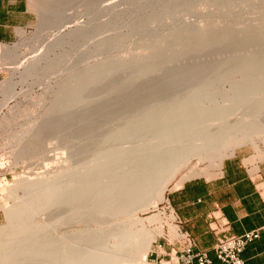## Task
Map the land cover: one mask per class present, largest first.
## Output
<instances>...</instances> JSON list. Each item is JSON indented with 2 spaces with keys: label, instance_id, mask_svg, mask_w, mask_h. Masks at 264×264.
I'll use <instances>...</instances> for the list:
<instances>
[{
  "label": "bare ground",
  "instance_id": "6f19581e",
  "mask_svg": "<svg viewBox=\"0 0 264 264\" xmlns=\"http://www.w3.org/2000/svg\"><path fill=\"white\" fill-rule=\"evenodd\" d=\"M50 1L51 0H36V5L43 10L44 24H47L49 20H51V24L56 25V19L52 20L48 18L47 15V12L51 10L50 8H53L50 7L53 5V2L50 5ZM176 1L181 3L188 2V0ZM196 1H205V4H208L209 10H215L221 16H224L230 13L238 14L237 9L239 7L237 4L245 0L235 3L236 5L232 0ZM263 4L264 0H257L256 7L259 11L261 8L260 6ZM55 5L53 6L58 7V5ZM63 7L60 8L59 12H61ZM235 7L238 8L234 10ZM54 10L56 9L54 8ZM55 12L56 11H54V13ZM168 21H171V19ZM255 27L256 25L234 28V23H230V25L225 28L213 30L211 41L198 44V46H200L198 49L199 52H193L192 54L194 56L205 55V50L212 45L214 46L217 44L218 46L219 44H226V46L230 45L231 47L232 45L235 47L239 46L241 48V51H239L241 55L238 53V56L242 57H238V60L235 59V61H232L231 58V60H229L228 58L227 60L229 61L226 60L224 62L218 61L219 59L217 62L211 63L198 62L197 65H204L198 66L199 68H205V70L202 68L205 74L201 75V73H198L199 76H203L202 78L197 75V78H200L199 82H201V85L196 87H193V84L189 85L191 86L190 89L192 87L193 89L185 94H172L171 97L173 99L171 98L168 101H164L165 104L163 102L159 103L161 97L159 92H155L159 95L152 96L154 91H151V88H149L152 92L150 94L152 96V100L150 99V101L152 102H148V110L144 108L143 112L141 111L140 114L137 113L139 115L134 118L131 117V119H126L129 114L126 115L127 117L124 115L125 113L122 115L119 113V116L116 114V118H112V120H119L118 122L121 121L120 124L114 123L115 125H108L109 120H107V125L104 124L103 119L106 116L104 117L103 115L106 111L110 110L101 108L102 106L100 107L101 109H95L96 112L99 110L98 116L96 117L97 123H95V117L92 118V120H95L92 122L90 117H88L90 123L85 121L86 124H84L83 115L80 116L83 122L81 123V121H78L82 124H79V127L76 124L77 127L72 125L73 122L70 123L72 127L69 125L70 128L66 126L67 123H65V127H63L62 123H64L63 120L69 115V111L67 110H69L70 104H74V102L81 97V92L83 93L86 87L90 89L94 84L101 83L106 85L107 88L104 87L107 90L109 89L108 92L106 91L107 93H110L109 91L111 90V92L117 93V96L119 95L118 97L120 98L125 95L123 93L120 95V92L126 90L129 86L125 84L118 88H113L111 84L115 82V79L111 78L109 75L122 73L125 71L126 67L134 68V71L137 70V68L139 70L143 65L149 63V60L145 61L144 59H139L133 61L117 57V61L114 60L115 62L107 64L103 66V68H100V62L97 61L83 67L85 69H82V73L80 72L81 69L75 72L72 71L73 73H71L70 77L68 76L69 80H67L68 77L60 80L54 91L50 88L53 93L51 94L50 104L47 107L45 106L46 109L42 112V120H40L39 123H37L39 120H37V122L33 121L36 123L32 127L29 126L30 128L28 127L25 131V133L28 132L29 135L31 134L33 138H36L33 139L30 137V139L36 141V144H34L33 141H29L30 144L36 145L37 149L41 145V149L39 148V150H49L45 147L46 145H43L46 144L44 142L45 139L48 137L50 138V136L54 141H56V139H61L60 137L58 138L59 133L63 131L64 134L65 129L67 130L66 127H68L70 131L77 128L76 131H81V133H77L78 139L74 137L76 139L73 140H77L76 142H73L72 139H70L73 142L72 144L69 139L67 142L65 141L66 145L70 144L68 145L69 148L66 147V151L69 150V154L67 153L68 151L66 152L67 154L64 153L67 157H64L65 159L62 160L64 161L63 163L61 162L62 164L59 162L60 166L62 165L61 167L58 165L60 168L59 170L50 171L47 176L43 173L44 176L42 175V177L38 172L40 174L38 175L39 177L33 176L35 177L34 179L27 177L25 174V176H22L21 174L23 172L21 174L17 173L12 183H9L5 179H1L2 191L8 198H15L16 203H13L14 205L12 206H6L5 213L8 220L6 224H0V264H153L149 261L148 255L153 249L156 237L158 235H164L165 226L163 224L155 227L146 225L145 221L147 219H151L155 222L159 221L161 223L162 220L158 214L142 218L138 216L137 213L139 210L145 209L151 205L157 206L159 201L166 197V191L170 186L171 180L182 167L189 164L192 159L197 158V160L201 161L209 160V168L214 167L220 169L225 158L229 155H233L238 147L247 144H251L259 150L261 156L264 155V151L262 152L260 150L258 143V139L264 135V27ZM60 36L63 37L64 34ZM108 38L109 37H107V41ZM98 41H100V39ZM98 41L97 43H99ZM109 44L111 47L115 46L117 44L116 37H112ZM105 45H107V43H104L100 48L103 47L104 49V47L109 46ZM110 46L109 48H111ZM234 46L232 48H235ZM100 48L97 47L98 50ZM218 48L220 51L223 47L221 48L220 45L217 49ZM97 49L95 52L98 54ZM226 49L229 51L231 48L228 47ZM226 49H222V53L226 51ZM235 50L237 52L236 48ZM101 51L103 52V50L100 49L99 53ZM104 51H106V49ZM18 52L17 45L12 47L2 44L0 46V56L3 59L16 56ZM161 52H163V49H156L152 55L155 56ZM183 54L184 46H181L177 49L176 53H174L177 57ZM146 57L150 59L149 56ZM42 59H45L43 68H41L42 70H55L59 72L62 58L45 54L42 57L31 59V61L25 65L23 73L30 74V72H32V74L35 75L36 66ZM174 63L176 64V62ZM188 63L192 64L190 62ZM146 65L144 66L145 68L151 65L153 68L155 64L151 63V65L148 64L149 66ZM219 65L225 68L229 67L228 69H230V71L218 72L217 70V72L215 71V73H218L217 75H213L210 71L213 75L211 76L208 72L210 66H214L215 68ZM18 68L19 66L13 67V69L16 70ZM142 71V69L137 71V75L128 79V82L131 84L138 83L141 80V76H143L141 75ZM194 72L195 71H193V73ZM186 74L187 75L184 74L185 77L188 76V72ZM239 74L242 75V77H238ZM250 74L255 75L252 76ZM184 76H181L180 79H178L180 76H178V78L176 76L177 80H172L173 83H169V85L171 84L176 87V85H179V83L182 84L184 81H186V84L187 81H189V83L193 82L191 78H188L189 76L187 78H184ZM143 82L144 81H142V83ZM216 83H227L230 86L228 89H220L219 85H216ZM183 85L185 84L183 83ZM130 86L132 87V85ZM165 87L169 88L168 86ZM146 90L144 89V91ZM156 90L158 91V87ZM14 91V89H10L7 96L14 95ZM137 91L140 90L135 91L136 95L142 94V91H140L139 94H137ZM177 91L179 92V90ZM160 92L162 94L161 89ZM171 92L174 91L172 90ZM166 93H164V95ZM107 95L108 94H106V96ZM110 95L115 98L116 94L113 95L110 93L108 96ZM45 96L46 95H44V97ZM106 96L104 97L109 99V97ZM112 96L110 97L111 99H113ZM82 98L83 97H81V100ZM148 98H146V101H148ZM42 99L44 100L45 98ZM111 99L107 100L106 103L108 101L111 102ZM91 100L92 99H90V102L88 100V102L91 103ZM105 100L106 99H104V102ZM124 100L126 102V99ZM124 100L122 101L121 98V102H124ZM141 100L144 99L142 98ZM117 101L115 102L117 103ZM112 102L113 104L115 103L113 100ZM127 103L124 104H131L130 108H134L133 105L135 103L132 105L130 101L129 104V99ZM3 104V100H0V106ZM76 104H78V102L74 105ZM108 104L104 107H109ZM142 104L144 105V102ZM87 107H89V105L85 107L86 110L92 108L90 106L91 108L87 109ZM110 109H112V107H110ZM86 110L85 112H90L91 114V111L88 112ZM77 113L79 114V112ZM115 113H118L117 110ZM63 114L65 115L63 116ZM85 114L84 117L87 120V114L86 116ZM109 114L112 115L114 113L110 111ZM101 118L102 120L99 121ZM107 119H109L108 116ZM112 120H110V123ZM74 123L76 122L74 121ZM62 128H64V130ZM78 128L81 130L78 131ZM105 131L108 132L105 133ZM67 133H69V131ZM75 134L76 132L72 135ZM15 135L16 134H14V136ZM140 135H142L143 138L147 137L144 142L142 141V144H139L140 139H138L139 142L136 145H132L133 147L136 146L134 148H128L130 146L126 147L122 145L123 143L121 145L125 147H122L120 143H118L120 140L122 142L123 139L125 141L126 138H128L127 141L130 140L132 142L131 137H133L134 140L135 136H137L135 138H139ZM20 136H22V134L16 135L15 137L20 138ZM13 140L16 142L15 138H13ZM21 140L14 143L18 144L20 148H17V145H13V149L11 150L14 157L16 156L14 160H17L15 162H18V158L24 161L26 156H34L38 152L37 150L35 154H32L34 152L30 154L27 150L26 152L28 154H26V152L21 149ZM37 140H40V143H38ZM41 140H43V144ZM23 141L26 142V140ZM54 141L52 140V142ZM113 141H116L119 146H113L111 144ZM48 143L51 144V142ZM32 144L29 146H33ZM110 144L112 146H110ZM24 145H26V143ZM26 146H28V142ZM64 146L61 147L64 149ZM33 148L35 149V147ZM40 152L39 154L43 156L42 151ZM83 153H90V156L87 157L89 154H86L85 157L87 158L84 157V160H82V158L81 161L80 156H83ZM76 155H80L79 159L74 157ZM73 157L75 160H78H74L75 162H73ZM79 160L81 162H79ZM28 163L31 165L32 162ZM208 167L199 168L198 165H194L180 176L175 183V187L181 186L184 181L194 177L205 175L207 178H210L211 173ZM48 211L51 213L50 217L47 218L46 216L45 220L40 218L39 214H45ZM56 211L58 213L53 216ZM171 211L172 212L169 214L171 222H168V226L170 235L174 236L176 233L178 235V225L176 224V215L173 210ZM165 264H168V262H165Z\"/></svg>",
  "mask_w": 264,
  "mask_h": 264
},
{
  "label": "rangeland",
  "instance_id": "374dc122",
  "mask_svg": "<svg viewBox=\"0 0 264 264\" xmlns=\"http://www.w3.org/2000/svg\"><path fill=\"white\" fill-rule=\"evenodd\" d=\"M232 1L235 4L241 0H232ZM29 2H30V11H31V23L29 24V26L19 29L18 37L15 40L11 42H1L0 43V46L2 44H6L12 47L17 45V49L19 51L16 56H12L9 58L3 59L0 56V64H3V65H0V100H3V103H4L2 106H0V224L1 225L6 224L8 220L7 215L5 213L6 206H9V205L12 206L14 205L13 203H16L15 198H12V197H10L11 199L8 198L5 195V193L2 191L1 179H5L9 183H12L15 179V174L17 173L21 174L23 172L21 174L22 176L26 175L27 177L34 179L40 174H41V177L42 175L44 176L43 173H45V176H47V174L50 173V171L59 170L60 169L59 162L63 163L64 161L62 160L65 159L64 157H67L66 155L67 153L69 154V150H67L68 151L67 152L66 147L69 148L68 145L70 144L66 145V142L68 141V139L69 140L76 139L78 137L77 133L78 134L81 133L80 131L81 129L79 128H78L79 129L78 131L80 132L76 131L77 128L73 129L72 131L68 130L69 126L70 127H72V125L78 126L83 121L84 122L86 121L88 123L90 119H91V122L96 120L95 123H97L96 117L98 116L99 110H97L96 112L95 109H101V108H105L106 110L108 109L112 111V113H114L111 115L109 114L110 111H106V113H108L109 115L106 113L103 115L104 117L106 116L105 117L106 119L103 117L106 120L105 121L103 119L104 124L108 122H109L108 125L109 124L115 125L118 123L120 124L121 121L118 122L119 120L117 121L112 120V118L113 119L116 118V114L117 116H119V113L120 115L125 113L124 114L125 116L128 114L130 116V118L129 116L128 117L126 116L127 117L126 119H131V117L134 118L138 116L141 111L143 112L144 108L148 110L149 103L152 102L150 101L152 96H156L160 94L161 97L159 99L160 100L159 103L163 102L165 104L164 101L170 100L172 98L171 97L172 94H181V93L185 94L189 92L191 89H193V87L201 85V82H199V79L203 77L201 76L202 74H205V71H204L205 68L204 67L199 68L200 66H204V65H199V64L197 65L198 62L199 63L200 62L201 63L203 62L211 63V62H217L218 59H219L218 61L224 62L228 58L229 60L232 59V61H235V59L238 60V57L239 58L242 57V56H238V53L241 55V52H239L241 51V48L239 46L235 47L234 45H232V47L234 46L237 49V52H236L235 48H232L228 44H227L228 46H226V44L218 45L219 47L221 45V48L223 47L222 48L223 50L230 47L231 49H229V51L226 49L228 54L226 53V51L222 53L223 50L221 48L220 49L222 51L221 50L219 51V48L217 49L218 46L216 44L214 46L213 45L210 46V48L205 50V55L194 56L192 54L193 52H196V53L199 52L198 49L200 46H198V44L211 41L213 30H216L219 28H225L228 25H230V23H234V28L235 27L243 28V27H250V26H255V25L257 28L258 26L259 28L264 27V4L260 6L261 8L259 11L256 7L257 0L241 1L242 4L240 2L237 4L239 8L235 7L234 9L236 10L238 8L237 9L238 14L230 13L229 15H224V16H221L215 10H212V9L209 10L208 4L207 3L205 4V1L202 2V1H196V0H188V2H183V3L177 2L176 0H51L50 5L53 2V5L56 4L58 5V7H54L53 5H51L50 7H53V8H50L51 10L47 12V15H48V18L52 20L56 19L57 21L56 25L51 24L50 22L51 20H49L47 24L46 23L44 24L43 10L40 9L38 5H36L37 3L36 0H29ZM61 7L63 8L61 9V12H59ZM54 8L56 10H54ZM52 9H53V12H52ZM54 11L56 12L54 13ZM169 19H171V21H168ZM61 34H64V36L61 37L60 36ZM111 36L116 37L117 39V44L113 47H111L109 44L110 39L112 38ZM107 37L110 38V39L108 38V41H107ZM99 39L100 41H98ZM97 41L99 43H97ZM104 43L105 44L107 43V45L105 46L109 45L111 48H109V46L104 47V49L103 47L100 48V46H103ZM181 46H184V54L182 56L177 57L174 55V53H176L177 49H179ZM97 47L102 49L103 52L101 51L99 53L100 49L98 50ZM96 49L98 50V54L95 52ZM105 49L106 51H104ZM156 49H163V52L154 56L152 54H154ZM217 51L219 52V54ZM44 53L49 54L52 57L59 56L60 58H62L60 66H59V72L58 71L56 72L55 70L54 71H49L45 69L42 70L41 68H43V64L45 63L44 61L45 59H42V61H39L38 65L36 66L35 75L32 74V72H30V74H24L23 71H24L25 65H27L28 62L31 61V59L33 58L42 57L43 55H45ZM146 56H149L150 59H148V57ZM117 57L126 58V59L133 60V61L139 60V59H144L145 61L149 60V63H146L147 65L148 64L151 65V63H154L155 65L153 66V68L151 67L152 65L151 66L148 65L149 67H146L147 69L144 67L146 64L143 65V67H141V69L143 70L142 71L143 74L141 73V75L143 76H141V80L136 84L129 83L128 79L137 75L136 74L137 71H140L141 69L138 70L137 68V70L134 71V68L126 67L125 71L128 70L126 72L123 71L122 73L109 75L111 78L115 79V82L111 84L113 88H118L119 86H122L125 84L129 86V87L127 86L128 88H126V90L120 92L121 93L120 95H122V93L125 94L124 96H121L120 98L118 97L119 95L117 96V93H113L111 92V90L109 92L113 95L116 94L115 98L112 95L108 96L110 94V93H107L109 89L107 90L106 85H103L101 83L94 84V86L90 87V89H87L89 87H86V88L84 87L85 89L84 88L83 89L85 92L84 91L83 93L81 92V97H83L82 100L80 97L77 99L76 102H74V104L77 102L78 104L76 105H74L73 103L70 104L71 105L70 107L72 108L69 107L68 108L69 110H67L69 111L68 113L69 115L68 116L66 115L68 118L66 116H65L66 118L63 117L66 119V120L65 119L63 120L64 122L62 123L63 127H65L66 125L65 123H67L66 126L68 125L69 126L66 128L69 131V133H67L68 131L65 129L64 134H63V131L61 130L62 132L60 133L62 135L59 133V136H58V138L60 137L61 139L55 138L56 141H54V139H52L50 136L51 139L49 137H48L49 139L47 138L48 140L45 139L44 142L46 144H43L44 142L43 140H41V143L43 142L42 144L44 146L46 145L45 147H47L49 150H46V149H44V151L39 150V148L41 149L40 147L41 145L37 149L36 145H33L32 143L31 144L33 146H29L31 145L30 144L31 141H33L34 144H36V141L30 139V137L33 138V136H31V134L29 135L28 132H26L28 133L26 134L25 131L29 126L32 127L37 122V120H39L37 123H39L40 120H42L43 118L42 112L50 104L51 94L57 88L59 81L63 80V78L65 77H68V76L70 77L71 73L77 71L78 69L79 70L81 69L80 72L82 73V69H85L83 67H86L88 64H92L97 61L102 63V64L99 63V66L101 65L102 67L100 66V68H103V66L117 61ZM167 62H168V65H167ZM174 62H176V64ZM188 62L192 64H189ZM14 64H17V65H14ZM169 64L171 67L169 66ZM16 66H19V68L17 70L13 69V67L15 68ZM219 66H216L215 68L214 66L213 67L210 66V68L208 69L209 74H211V76L217 75L218 73H215V71L217 72V70L218 72L230 71V69H228L229 67L225 68L224 66H220V67ZM202 68H204V70ZM192 70L195 72L193 73ZM210 71L213 73V75ZM187 72H188L189 77L184 76V74L187 75L186 74ZM180 73L183 75H181ZM198 73H201L200 75L201 77L199 76ZM197 75L200 78H197ZM250 75L254 76L255 74H250ZM176 76L177 78L178 76H180L178 79H180L181 76H184V78H187V77L191 78L193 82L189 83V81H187V84H186V81H184L182 82V84L179 83V85H176L175 87L174 85H171V84L173 83V81L177 80ZM244 76H248V75H244ZM69 77L67 78V80H69ZM238 77H242V75L239 74ZM156 78H160V79H156ZM142 81L144 82L142 83ZM169 83H171L170 85L172 87L169 85ZM183 83L185 85H183ZM192 84H193V87L190 89L191 86L189 85H192ZM220 84L222 83H216V85H219L220 89H223V88L228 89L230 86L227 83L222 84L223 86ZM130 85H132V87ZM50 86H54V87H50ZM165 86H168L170 89ZM157 87H158V91L156 90ZM50 88H52L53 91ZM149 88H151L150 90L154 92L152 93L149 90ZM159 88L161 89L162 94ZM10 89L15 90L13 92L14 95L7 96L8 91ZM144 89L146 91H144ZM136 90L142 91L143 96L140 93V91H137V94L139 93L140 94L136 95L135 93ZM172 90L174 92H171ZM177 90H179V92ZM183 90L186 92H184ZM155 92H159V94ZM166 92L167 93L171 92V93L167 94ZM151 93H152V96L150 95ZM164 93L166 94L164 95ZM106 94L108 95L106 96ZM44 95L46 96L44 97ZM103 95L106 97H109V99H111L110 97L112 96L113 99L110 100L111 102L112 100L114 102L117 100L118 101L117 103L115 102L114 104L113 102L111 103L109 101L106 103V101L109 99L105 98ZM140 96L144 100H141L142 98ZM42 98H45V99L43 100ZM121 98H122V101L126 99V102L125 100L124 102H121ZM146 98H148L147 99L148 101H146ZM90 99H92L91 103H89ZM104 99H106L105 102H104ZM128 99H129V104H130V101L132 105L133 103H135L133 107L136 110L132 107L130 108L131 104L130 105L124 104V103H127ZM78 100H81V101H78ZM142 101L144 102L145 107L142 104L143 103ZM147 103L148 105L146 106ZM107 104L109 107H104L105 105L107 106ZM140 104H142L143 107ZM88 105L89 107H87V109L91 107L93 109L91 108V109L86 110L85 107ZM77 106L80 108H78ZM110 107H112V109H110ZM83 110L84 112L85 110L88 112L91 111V114L90 112L89 113L85 112L87 114L86 116ZM116 110L118 113H115ZM130 110H132L133 113L132 111L129 112ZM76 111L79 112L80 115ZM65 114H63V116ZM84 114L87 117V120H88V117H90L88 121L84 117ZM82 115H83V121L80 117ZM107 116L109 117V119H107ZM93 117H95L94 118L95 120L94 119L92 120ZM101 120L102 118L99 121ZM107 120L109 121L107 122ZM110 120L113 121V123L111 121L112 124L110 123ZM33 121H36V122L34 123ZM74 121L76 123H74ZM78 121H81V123H79ZM72 122L73 124L71 125L70 123ZM86 122L84 124H86ZM62 129L64 130V128ZM74 132H76V134L72 135L74 134ZM107 132L108 131H105V133ZM14 134H16L17 136L19 134H22V136L24 135L23 136L24 139L22 136H20V138L18 137L19 138L18 139L17 137H15L16 135L14 136ZM135 137H134L135 141L133 140V137H131L132 142L130 140L127 141L128 138H126L125 141L123 139L122 142L120 140L118 141V143H120V146L125 145L126 147L130 146L128 148H131L133 147L132 146L133 144L136 145L139 142L138 139H140L139 144H142V141L144 142L147 136L145 138H143L142 135H140L139 138H135ZM13 138H15L16 142L22 139L20 142L22 146L21 145L20 146H21V149L25 152L28 150L27 151L28 153L31 154V152H34L32 154H35L38 150V152L35 154L38 156L32 155L33 156V159H32V156L29 155V157L31 158L26 156L24 161L23 160L21 161V159L18 158L19 159L18 162H15L17 159L14 160L16 156L14 157L11 150L13 149V145H17V148H20V147L18 144H14L16 142H14ZM27 139H30V140H27ZM23 140H26V142ZM52 140L54 142H52ZM72 140H70L71 144L77 141V140L76 141L73 140L72 142ZM23 142H25L26 145L28 142V146L24 145L25 143ZM37 142L40 143V140H37ZM48 142H51V144ZM118 143L116 141L115 142L113 141V143L111 144L115 147L116 146L118 147L119 146ZM258 143H259L260 150L263 152L264 151V135L260 139H258ZM111 144L110 146H112ZM25 146L28 148L30 147V148L28 149ZM61 146H64L65 150ZM125 146H122V147H125ZM33 147H35L36 150ZM32 149H34L35 151ZM40 151H42L43 156L40 155L41 154ZM27 152L26 154H28ZM259 153L260 151L257 150L253 145L247 144V145H242L238 147L235 150L234 155L236 154L238 155V157L244 158L243 161L246 165H250L254 167L257 162H259L260 160H264V155L261 156V154ZM84 154L85 153H83V156L79 155L81 157L80 160L82 158H83L82 160H84V157L86 156V154H89L87 155V157L90 156V153H86L85 155ZM59 156L63 158L61 159ZM79 156L76 155L74 157H77L79 159ZM230 156L231 155H229L228 157ZM74 157H73V162L78 160V159L75 160ZM80 160L79 162L82 161ZM27 161L30 163L32 162L31 165ZM22 162H25V163H22ZM209 164H210L209 160L201 161V160H197V158L192 159L191 162L187 164L185 167H182L180 171L177 173V175L171 180L170 186L166 191V197L163 200H160L157 206L151 205L145 209L138 211L137 215L142 218L150 217L153 214H158L161 217V220H162L161 223L159 221L155 222L151 219L150 220L147 219L145 221L147 226L155 227L160 224H163L165 226L164 235H158L156 237L154 244H153V249L149 252V255H148L149 261L152 262L153 264H157V261L153 260L154 258L153 250L155 249V245L162 244V243L167 245L168 241L165 238L169 239L170 241H173L176 237H178L177 233L174 236L170 235V229L168 226V222H171L169 214L172 212L171 208L169 207V203H168L169 193L175 190L176 188L175 183L180 178V176L184 174L187 170L192 168L194 165H198L199 168H206L209 166ZM208 169L210 170V173H211L210 178L216 177L217 175L220 174L219 169H216L214 167H210V168L208 167ZM36 172L37 173L39 172L40 174L39 173L37 174ZM27 173L29 174V176ZM33 173L36 175H34ZM195 178L204 179L207 177L205 175H202V176H198ZM14 199H15V202H14ZM57 213L58 212L56 211V213H54L53 216H55ZM43 214L41 213L39 215H40V218L45 220L46 216L47 218L50 217L51 213L48 211L44 215ZM166 260H168V257L166 258Z\"/></svg>",
  "mask_w": 264,
  "mask_h": 264
},
{
  "label": "crops",
  "instance_id": "0c3cea01",
  "mask_svg": "<svg viewBox=\"0 0 264 264\" xmlns=\"http://www.w3.org/2000/svg\"><path fill=\"white\" fill-rule=\"evenodd\" d=\"M31 23L29 0H0V43L18 37L19 29ZM231 155L223 160L213 178H191L169 193L168 203L195 239L208 251L213 264L217 239L223 234H242L264 225V160L254 167ZM171 249L165 245L167 254ZM153 260L159 259L154 253ZM168 256H165L166 260ZM242 257L246 264H264V231L251 241Z\"/></svg>",
  "mask_w": 264,
  "mask_h": 264
},
{
  "label": "built area",
  "instance_id": "2783aa9c",
  "mask_svg": "<svg viewBox=\"0 0 264 264\" xmlns=\"http://www.w3.org/2000/svg\"><path fill=\"white\" fill-rule=\"evenodd\" d=\"M169 207L171 208L170 205ZM176 224L178 225V237L173 241L164 237L168 241L167 245L171 246L169 253L167 254L165 250V244L155 245L153 254L156 253L159 256L156 260L157 264H165V262L168 264H213L208 251L197 247L194 237L182 228V222L177 215ZM263 231L264 225L242 234L221 235L214 246L218 264H246L242 252L251 241L259 238ZM165 256H168V260L164 259Z\"/></svg>",
  "mask_w": 264,
  "mask_h": 264
}]
</instances>
